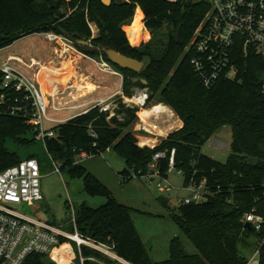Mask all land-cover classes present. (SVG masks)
Instances as JSON below:
<instances>
[{
  "label": "trees",
  "instance_id": "obj_1",
  "mask_svg": "<svg viewBox=\"0 0 264 264\" xmlns=\"http://www.w3.org/2000/svg\"><path fill=\"white\" fill-rule=\"evenodd\" d=\"M137 7L144 15V27L151 39L143 43L137 38V45L131 46L122 26ZM208 9L206 2L198 0H112L110 5L101 0H0V50L23 37L52 32L69 39L75 49L92 58L101 56L109 62L99 49L110 47L142 63L147 61L138 73L109 63L123 76L125 96L130 97L135 89H146L148 102L158 99L183 123L158 146L140 147L129 130L137 120L138 108L118 99L112 112L119 119L116 125L110 123V113L94 106L56 124L49 130L53 135L43 138L59 171L81 178L88 195L106 198L97 208L85 204L78 207V231L114 245L115 253L129 264H245L243 250L251 231L244 227L243 214L257 208L264 215V58L237 54L235 79L220 77L213 86L204 87L185 48ZM89 23L99 31L94 39ZM79 40L89 41V45H79ZM1 84L0 72V95L9 100L0 106V172L21 161L18 153L6 146L7 141L22 143L27 133L36 135L35 127L29 123V107L26 116L12 115L8 110L10 105L27 104L23 94L5 90ZM224 126H230L232 140L230 154L222 163L202 154L201 149ZM109 148L126 163L120 172L124 180L144 177L153 155L159 151H168L158 163L160 175L166 176L169 154L174 150V167L183 174L184 187L204 182L206 200L181 203L179 213L173 215L196 254H185L175 238L167 260L155 262L150 258L133 223V209L118 203L97 177L76 162L82 153L94 156ZM30 158L37 159L35 154H28L26 159ZM162 201L166 204V200ZM84 254L102 263L117 264L94 251L86 250ZM261 261L264 263V247ZM24 264L52 263L35 254Z\"/></svg>",
  "mask_w": 264,
  "mask_h": 264
},
{
  "label": "built area",
  "instance_id": "obj_2",
  "mask_svg": "<svg viewBox=\"0 0 264 264\" xmlns=\"http://www.w3.org/2000/svg\"><path fill=\"white\" fill-rule=\"evenodd\" d=\"M122 1L128 2V0ZM198 1L206 2L209 9L185 48V53L190 55L192 69L203 86L209 88L220 77L235 79L237 54L242 57L254 54L264 58V0ZM44 37L49 42L59 39L52 34H44ZM1 51L2 49L0 54ZM83 56L92 62L99 72L120 78V88L115 93L118 98L112 101H99L96 106L101 112L110 113L112 116L118 99L129 107L141 109L146 106L148 102L146 89H135L130 97L125 96L122 91L123 76L119 71L101 56L95 58L84 54ZM15 60V57L0 55L1 88L23 94V101L27 104L10 105L8 110L12 115L26 116L29 107V123L41 130L40 137L43 140L45 135H53L50 131L42 132V121L47 119L49 102L35 78L29 77L16 67L13 64ZM35 67L38 65H32L33 69ZM262 95L264 96V85ZM8 101L4 94L0 95V106ZM167 155L168 151L155 153L149 163L148 173L144 176L153 179L155 176L151 177V174L155 173L163 180L156 184L157 188L165 192H169L172 188L167 181V175L175 171L174 150H171L166 176L160 175L158 163ZM80 157L89 156L82 153ZM55 172H60L56 165ZM41 177L40 164L34 158L23 159L0 172V264H24L35 254L45 256L52 264H63V262L106 264L94 256H85L86 250L99 253L117 264H129L115 253L114 245L101 243L78 231L74 212L71 221L72 232H69L59 225L29 217L21 211L23 206L43 200L40 189ZM186 188L190 191V196L181 201L182 204L201 203L206 200L204 182L198 186L191 184ZM242 221L244 225L249 224L252 232L259 238L256 251L247 258L245 264H264L261 261L264 247V215L260 214L257 208H253L243 214ZM71 242L76 244L77 253L72 249ZM65 245L67 248H64ZM54 251L56 253L53 256Z\"/></svg>",
  "mask_w": 264,
  "mask_h": 264
},
{
  "label": "rangeland",
  "instance_id": "obj_3",
  "mask_svg": "<svg viewBox=\"0 0 264 264\" xmlns=\"http://www.w3.org/2000/svg\"><path fill=\"white\" fill-rule=\"evenodd\" d=\"M137 8H135L132 18L122 26L123 30L125 28L124 32L126 37L128 36L127 40L131 46L137 45L135 44L137 38H141L143 43H147L151 39L150 32L148 30L145 31L144 26L141 25L144 21V15L139 10L140 8ZM90 30L92 34L91 39L96 38L99 31L94 23L90 24ZM44 34L55 35L52 32L32 34L14 42L12 47L6 51L20 55L32 53L34 57L43 61H45L49 55L57 56L59 61L76 60V57H80L83 61L82 64H85L92 73H100L103 75L104 80L107 81L109 86L111 85L112 88L104 92L103 95L113 94L114 91L116 93V91L119 90L120 78L99 72L95 65L83 56V53L73 47L72 41L65 37L55 35L60 40L57 39L55 42H49L45 39ZM62 46L69 51L65 50L66 52L59 56L57 51ZM3 54L4 52H1L0 55ZM146 63L147 61L143 62L144 66ZM79 66L80 64L74 62L75 75H78ZM67 69L64 74L67 72ZM36 71H38V69H36ZM46 72L47 69H44L43 75L46 74ZM81 72L82 71H80V73ZM29 77H31V75H29ZM142 82L144 83V81ZM42 86L45 88L44 84H42ZM44 95L49 102V108L47 111V119H43L42 121V132L49 131L56 124L65 122L81 114L78 109H72L70 106V108H65L62 107L63 105H60L59 98L62 97L63 92L55 93L56 97ZM117 98V95H115L108 101L116 100ZM156 104H160L158 99L148 102L144 109H138L136 113L137 120L129 129L134 136H146L160 140L159 134H166V132L159 133L152 128L151 132H147L143 128L138 127L140 122H142L139 116L141 119L145 117ZM152 105L155 106L151 109H145ZM147 121L155 123V125L160 128L163 127L162 122H154L153 118ZM34 130L36 131V135L32 132L27 133L24 136L25 142L21 143L8 140L6 143V146L11 151H16L18 153L20 160L26 159L28 154H35L42 166L40 189L43 200L41 202L27 204L21 208V211L26 213L29 217L59 225L66 231L72 232V213H76V210L81 204H85L91 208H97L106 202V198L90 196L85 193L83 180L81 178H71L66 171L62 170L58 173L55 172L56 163H54L45 149L43 140L40 137L41 130L37 128ZM216 136L220 138L224 144L217 145L215 139L212 137L203 145L201 149L202 154L225 163L230 154V144L232 140L230 126L222 127L216 133ZM137 140L140 141L139 139ZM76 162L84 166L90 173L97 177L112 192L113 197L118 203L133 209L131 213L133 223L153 261L160 262L170 257L169 246L171 241L175 238L180 241L182 250L185 254L193 255L197 253L190 239L179 230L173 220V215L179 213L181 201L190 196V191L184 187V176L181 172L175 170L167 175V181L172 188L169 192H165L157 188L156 184L158 182H163V180L157 177L155 173L151 174V177L155 176L153 179L133 176L129 180H124L120 172L125 169L126 163L123 157L113 148L106 149L99 155L86 158L77 157ZM130 172L132 173V171ZM162 199L166 200V204H164ZM258 244V236L254 232H251V236L248 237L247 245L243 250L246 258H250L253 255ZM70 245L74 252L77 253L76 244L71 242ZM76 262H78V260H76ZM63 264L66 263L63 262Z\"/></svg>",
  "mask_w": 264,
  "mask_h": 264
},
{
  "label": "crops",
  "instance_id": "obj_4",
  "mask_svg": "<svg viewBox=\"0 0 264 264\" xmlns=\"http://www.w3.org/2000/svg\"><path fill=\"white\" fill-rule=\"evenodd\" d=\"M137 9H139V7ZM145 31H147L146 28H145ZM10 47H12V45L2 49L1 52L2 53L4 52L3 55L4 56L9 55V56L15 57L16 60L13 62V64L19 69H21L22 71H24L26 74L31 75V77L35 78V80L40 85V87H41V82L38 79L39 73L41 72L42 68H45V69L47 68L46 74L40 77V78L42 77L47 78L44 84L45 88H43V86L42 88L44 90L47 88L45 90L46 93L44 92L46 96L50 95L52 97H56L55 93L63 92L62 97L59 98L60 105L61 106L63 105L62 107L67 108L70 106L72 109L80 110V113L82 114V113L87 112L94 106H96L99 101H108L112 96H114L115 91L113 94L103 95L104 92H107L108 89L110 90L112 88L111 85L109 86L107 81L104 80L103 75H101L100 73H92L91 70H89V68L85 66V64H82L83 61L81 60L80 57H76V60L74 59L75 61L72 59L67 60V61H64V60L59 61L57 56L49 55V57L46 59L47 61L46 60L43 61V60H40L34 57L32 53H28L26 55H20L17 53L7 52L6 50H8ZM66 51H69V50H66ZM74 62H77L78 64H80L78 75L76 74L77 76L75 75L76 71L74 68ZM34 64H37L38 67H35L33 69L32 65ZM36 69H38V71H36ZM66 69H67V72L64 74ZM80 71H82L83 73L82 72L80 73ZM156 105H161L163 107H166L168 111H171L175 116L170 117L168 112H160L161 114L156 113L155 115L151 116L150 118H153L154 122L156 121L158 123L159 121L163 123V127L161 128L163 131L166 132V134H159V137L161 138L160 140L156 138L154 139L151 137L135 135V137L140 140V141L137 140L138 145L140 147L153 148L155 146H158L162 142V140L167 138V136L170 133L180 129L183 126V123L181 122V120L178 118V116H176V114L168 106L162 103L156 104ZM153 106L155 105H152L151 107H148L145 109H151ZM155 107L151 109V112L154 111ZM139 119L141 120L140 116H139ZM148 119H146L145 122L141 120L142 122H140L138 127L143 128L147 132H151V128H152L151 124L153 125L155 124L149 123L150 121H147ZM161 128L158 127V129H161ZM216 133L212 137L215 139V142L217 143V145H223L224 142L221 141V139L216 136Z\"/></svg>",
  "mask_w": 264,
  "mask_h": 264
},
{
  "label": "water",
  "instance_id": "obj_5",
  "mask_svg": "<svg viewBox=\"0 0 264 264\" xmlns=\"http://www.w3.org/2000/svg\"><path fill=\"white\" fill-rule=\"evenodd\" d=\"M102 3L104 5H110L112 0H101ZM177 40L178 43L181 44V39H180V33H177ZM79 45H83V46H88L89 42L88 41H81L79 40L77 42ZM101 51V53H103L106 58L108 59V61L112 64H114L115 66L121 68V69H127L130 71H133L135 73L140 72V70L143 67V63L131 58V57H127L119 52H117L114 49H111L110 47H100L99 49ZM110 123L114 126L118 123L119 119L117 118L116 115H112L109 118ZM245 229L249 230L252 232V228L250 227L249 224H245L244 225Z\"/></svg>",
  "mask_w": 264,
  "mask_h": 264
},
{
  "label": "bare ground",
  "instance_id": "obj_6",
  "mask_svg": "<svg viewBox=\"0 0 264 264\" xmlns=\"http://www.w3.org/2000/svg\"><path fill=\"white\" fill-rule=\"evenodd\" d=\"M142 26H143V23L141 24ZM60 40V39H59ZM61 44V43H60ZM65 47H61L60 49H58V51H57V54H59V56L60 55H62L64 52H65ZM45 68H42V70H41V72L39 73V76H38V79H39V81L41 82V90H42V92L44 93L45 92V90L42 88V84H45V81H46V79L47 78H40L42 75H43V70H44ZM47 69V68H46ZM79 90V89H78ZM45 94V93H44ZM160 112H168V114H169V116L170 117H174L175 115L171 112V111H168V109L166 108V107H163V106H161V105H156V107H155V109H154V111H150L145 117H143L141 120L143 121V122H145V120L146 119H148V118H150L151 116H153V115H155L156 113H159V114H161ZM177 116V115H176ZM149 120V119H148ZM156 122V121H155ZM159 122V121H158ZM179 122V121H178ZM150 123V122H149ZM172 123V122H171ZM155 124V123H154ZM152 125V128L153 129H155V130H157L159 133L160 132H165V131H163L162 130V128L161 129H158V127L156 126V125H153V124H151ZM176 125V124H175ZM144 126H145V124H144ZM148 126V125H147ZM167 126V125H166ZM173 127V126H172ZM175 129V128H174ZM167 131V130H166ZM157 133V132H156ZM163 136V135H162ZM64 248H67V246L65 245L64 246ZM55 251H54V253H53V256L55 255Z\"/></svg>",
  "mask_w": 264,
  "mask_h": 264
}]
</instances>
